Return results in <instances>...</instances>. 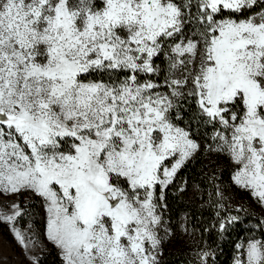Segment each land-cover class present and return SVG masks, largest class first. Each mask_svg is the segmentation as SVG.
I'll return each mask as SVG.
<instances>
[{"label":"snow or ice","instance_id":"6c2138e0","mask_svg":"<svg viewBox=\"0 0 264 264\" xmlns=\"http://www.w3.org/2000/svg\"><path fill=\"white\" fill-rule=\"evenodd\" d=\"M246 220L232 264H264V0H0V222L25 264H167L185 237L217 264Z\"/></svg>","mask_w":264,"mask_h":264},{"label":"trees","instance_id":"16d2710c","mask_svg":"<svg viewBox=\"0 0 264 264\" xmlns=\"http://www.w3.org/2000/svg\"><path fill=\"white\" fill-rule=\"evenodd\" d=\"M170 202L172 203L174 213L179 214V212L184 206L179 205L177 207L178 202L171 200ZM255 211L258 213L259 209H256ZM205 215L209 216L210 213H205ZM254 223V220H246L244 224L232 230L230 235L224 238L223 242L217 241L216 234H212L211 238L209 239V243H213L215 241L219 242L221 246V250L217 257V264H232L234 242H237L238 238H242L243 236H245V229L251 227V225ZM190 244L191 241L188 240L187 237L177 238L171 244H169L167 246V251L165 254L167 264H185V256L191 250V248L189 247ZM213 246H215V243H213ZM43 256L44 264H59V259L57 257L56 250L51 245L49 246V251H46Z\"/></svg>","mask_w":264,"mask_h":264},{"label":"rangeland","instance_id":"374dc122","mask_svg":"<svg viewBox=\"0 0 264 264\" xmlns=\"http://www.w3.org/2000/svg\"><path fill=\"white\" fill-rule=\"evenodd\" d=\"M0 264H25L23 250L11 232V226L4 222H0Z\"/></svg>","mask_w":264,"mask_h":264}]
</instances>
